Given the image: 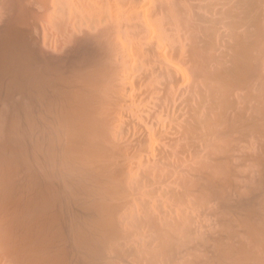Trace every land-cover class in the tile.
I'll return each mask as SVG.
<instances>
[{
	"label": "bare ground",
	"instance_id": "obj_1",
	"mask_svg": "<svg viewBox=\"0 0 264 264\" xmlns=\"http://www.w3.org/2000/svg\"><path fill=\"white\" fill-rule=\"evenodd\" d=\"M0 264H264V0H0Z\"/></svg>",
	"mask_w": 264,
	"mask_h": 264
}]
</instances>
